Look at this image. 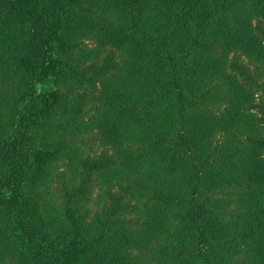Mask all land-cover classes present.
Masks as SVG:
<instances>
[{
  "label": "trees",
  "instance_id": "1",
  "mask_svg": "<svg viewBox=\"0 0 264 264\" xmlns=\"http://www.w3.org/2000/svg\"><path fill=\"white\" fill-rule=\"evenodd\" d=\"M263 76L264 0H0V264H264Z\"/></svg>",
  "mask_w": 264,
  "mask_h": 264
},
{
  "label": "rangeland",
  "instance_id": "2",
  "mask_svg": "<svg viewBox=\"0 0 264 264\" xmlns=\"http://www.w3.org/2000/svg\"><path fill=\"white\" fill-rule=\"evenodd\" d=\"M260 83L264 86V76L261 78ZM257 96L258 97H257L256 104L257 105L264 104V90L258 89ZM82 147L85 150L87 156L90 158L98 157L103 151H106L104 147L98 144L97 139L94 135L85 137L82 142ZM93 185H95V183H93ZM116 191L117 190L114 189V192ZM89 198H90V201H89L88 206L92 212H96L100 210V207L103 204H107L106 203L107 201L106 202L103 201L101 203L97 202V199L99 198V189H97L96 186L91 189Z\"/></svg>",
  "mask_w": 264,
  "mask_h": 264
}]
</instances>
